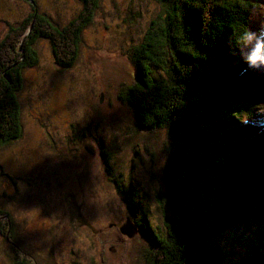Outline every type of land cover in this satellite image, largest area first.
<instances>
[{"label": "rangeland", "instance_id": "rangeland-1", "mask_svg": "<svg viewBox=\"0 0 264 264\" xmlns=\"http://www.w3.org/2000/svg\"><path fill=\"white\" fill-rule=\"evenodd\" d=\"M81 10L79 0H0V43H21L32 24L16 34L34 11L64 27ZM160 14L156 0H100L73 67L60 69L40 38L38 63L22 70L23 129L17 141L0 146V208L40 264H145L141 254L152 246L144 234L114 242L111 232L127 217L140 222L141 209L155 232H165L171 213L163 168L175 140L166 128L138 130L118 98L124 83L138 78L147 32L163 36ZM160 39L155 60L164 69L151 67L156 80L178 65L171 38ZM250 235L238 227L217 239L223 264L240 263ZM10 254L0 234V264H11Z\"/></svg>", "mask_w": 264, "mask_h": 264}, {"label": "trees", "instance_id": "trees-1", "mask_svg": "<svg viewBox=\"0 0 264 264\" xmlns=\"http://www.w3.org/2000/svg\"><path fill=\"white\" fill-rule=\"evenodd\" d=\"M79 1V16L66 26L34 11L16 34L32 24L21 43L9 38L0 43V146L22 135L18 92L22 70L38 63L35 43L48 40L60 69L74 66L82 32L100 4ZM156 1L163 36L153 33L158 29L147 32L138 47L139 58L143 55L136 65L138 78L124 83L118 97L133 111L138 130L166 128L175 140L163 168L171 213L164 220L165 232L153 230L144 209L135 222L152 246L142 252L143 262L223 264L217 239L242 227L252 240L239 264H264V127L256 124L264 116V71L245 70L241 62V37L248 29L264 28V0ZM166 37L180 66L156 80L151 67L161 68L155 57L162 51L158 40ZM100 153L110 174L109 155ZM130 209L136 213L137 207ZM119 225L111 231L114 242ZM18 232L0 208V234L11 250V264H40Z\"/></svg>", "mask_w": 264, "mask_h": 264}, {"label": "clouds", "instance_id": "clouds-1", "mask_svg": "<svg viewBox=\"0 0 264 264\" xmlns=\"http://www.w3.org/2000/svg\"><path fill=\"white\" fill-rule=\"evenodd\" d=\"M245 51L241 54V62L245 70L264 71V28L258 31L248 29L241 37ZM247 122V121H246ZM257 126L264 127V116L256 121Z\"/></svg>", "mask_w": 264, "mask_h": 264}, {"label": "water", "instance_id": "water-1", "mask_svg": "<svg viewBox=\"0 0 264 264\" xmlns=\"http://www.w3.org/2000/svg\"><path fill=\"white\" fill-rule=\"evenodd\" d=\"M118 230L121 235L126 236L127 238H133L138 234L139 227L127 217V219L119 225Z\"/></svg>", "mask_w": 264, "mask_h": 264}, {"label": "flooded vegetation", "instance_id": "flooded-vegetation-1", "mask_svg": "<svg viewBox=\"0 0 264 264\" xmlns=\"http://www.w3.org/2000/svg\"><path fill=\"white\" fill-rule=\"evenodd\" d=\"M111 226H115V224H111ZM139 232H140V231H139ZM122 237H125V238H126V236L121 235L120 232L117 233V234H116V237H115V241H116V238H117V239L119 238V239H121V240H122V239L124 240V238H122Z\"/></svg>", "mask_w": 264, "mask_h": 264}]
</instances>
